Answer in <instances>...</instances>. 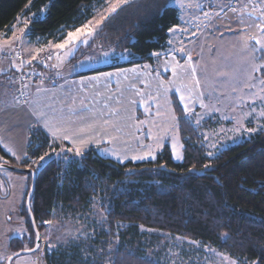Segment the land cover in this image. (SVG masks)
I'll list each match as a JSON object with an SVG mask.
<instances>
[{
  "label": "trees",
  "instance_id": "trees-1",
  "mask_svg": "<svg viewBox=\"0 0 264 264\" xmlns=\"http://www.w3.org/2000/svg\"><path fill=\"white\" fill-rule=\"evenodd\" d=\"M99 1L0 0V34L19 16H34L29 37L60 43L93 18L91 7ZM170 3L133 0L112 14L95 40L117 54L128 52L131 61L86 75L143 63L154 68V55L168 51L169 32L180 24L179 11ZM171 101L183 143L182 163L174 161L167 144L153 161L121 165L101 158L95 148L70 151L42 129L31 131L27 156L17 166L0 146L3 164L37 175L31 211L41 235L49 223L88 214L95 204L106 216L105 229L92 239L91 248L60 249L46 255V264H156L136 245L143 241L141 228L213 246L244 264H264V131L209 159L178 96L172 94ZM62 150L66 160L42 162ZM31 185L29 175L22 211L28 234L10 241L12 255L36 245L26 208ZM115 239L113 259L99 257L97 252Z\"/></svg>",
  "mask_w": 264,
  "mask_h": 264
},
{
  "label": "rangeland",
  "instance_id": "rangeland-1",
  "mask_svg": "<svg viewBox=\"0 0 264 264\" xmlns=\"http://www.w3.org/2000/svg\"><path fill=\"white\" fill-rule=\"evenodd\" d=\"M263 3L264 0L242 2L235 11L224 3L225 8L217 16L213 15L214 12L203 16L200 14V0H171L170 6L179 11L180 24L169 32L168 44L171 56H175L171 58L179 60L184 70L180 69L178 74L172 71V75L165 79L169 82V90L165 87V94L171 91L178 96L183 110L199 129L201 144L209 159H214L225 149L250 140L264 131V115L261 114L264 113V80L261 77L264 71V50L251 39L253 36L264 39V33L253 26L254 21L259 22L258 18L264 16V12L261 13L264 10ZM108 7L109 0H101L92 5L93 18L84 24L89 25L91 22V36H84L62 49L56 47V42L52 44L48 54L55 58V68L60 70L61 75L65 72V69L62 70L65 64L70 65V60L77 54L80 62L72 65L66 74L131 61L128 52L117 54L107 49L105 44L103 46V42L95 40L103 23L115 13L109 14L106 11ZM101 16L107 18L97 24ZM33 18L21 16L15 29L24 32L30 27ZM156 62L158 65L155 69L162 71L158 57ZM192 69H195L194 73ZM195 80L199 81L198 85ZM155 108L156 117L146 122L151 145L155 152H160L168 144L174 161L182 163L183 143L171 97L165 96ZM134 152L143 156L141 152L138 153V149ZM64 153L62 150L56 155L49 154L42 162L46 163L51 157L66 160ZM177 155L180 159H177ZM155 158L148 156L135 162H149ZM3 161L2 157L0 164ZM15 161L16 166L22 162ZM28 180L29 175L0 169V264H7L13 256L9 250L10 241L28 234L26 220L22 216ZM105 220L106 216L100 206L95 204L88 214L49 223L42 233L39 251L21 256L12 264H46V255L60 249L82 247L86 252L93 246L92 239L96 234L105 229ZM140 234L143 235V241L136 245L141 244L156 264H244L201 242L144 228L140 229ZM118 243L115 239L110 246H103L97 255L112 260Z\"/></svg>",
  "mask_w": 264,
  "mask_h": 264
},
{
  "label": "crops",
  "instance_id": "crops-1",
  "mask_svg": "<svg viewBox=\"0 0 264 264\" xmlns=\"http://www.w3.org/2000/svg\"><path fill=\"white\" fill-rule=\"evenodd\" d=\"M247 1L241 0V3ZM223 8V0H218L213 15L217 16ZM20 17L0 34V55L7 54L18 45L26 62L45 59L50 75L59 81L57 85H31L28 104L19 105L12 81L17 63L0 61V146L3 151L14 160L25 159L31 143V131L42 129L52 141L67 144L70 151L79 154L95 148L101 158L121 165L139 160L135 158L139 157L134 152L136 149L145 157L156 156L158 152L151 145L146 122L156 117L155 106L173 93L167 91L165 94V87L169 86L165 76L168 78L172 71L178 74L180 69L184 70L179 60L171 58L175 56H171L170 46L168 51L155 54L162 71L155 69L157 62L154 68L143 63L86 75L125 64L117 63L66 74L72 65L80 62L79 58L73 62L74 56L70 65L66 63L62 68L65 72L61 75L55 68V58L48 54L55 42L31 39L30 27L24 32L15 29Z\"/></svg>",
  "mask_w": 264,
  "mask_h": 264
},
{
  "label": "built area",
  "instance_id": "built-area-1",
  "mask_svg": "<svg viewBox=\"0 0 264 264\" xmlns=\"http://www.w3.org/2000/svg\"><path fill=\"white\" fill-rule=\"evenodd\" d=\"M230 9H236L240 6L241 0H223ZM258 0H251L252 3ZM218 0H200V14L209 15L214 11ZM15 61L17 68L12 76V81L16 88V101L19 105H26L30 100L29 87L33 84L50 83L57 85L59 79L49 73L50 67L45 59L36 62H26L23 51L16 45L7 54L0 55V61Z\"/></svg>",
  "mask_w": 264,
  "mask_h": 264
},
{
  "label": "snow or ice",
  "instance_id": "snow-or-ice-1",
  "mask_svg": "<svg viewBox=\"0 0 264 264\" xmlns=\"http://www.w3.org/2000/svg\"><path fill=\"white\" fill-rule=\"evenodd\" d=\"M127 2H128V0H109V7L106 9V11L109 14L114 13L117 11V9L120 6H122V4L127 3ZM233 11H235V9H233ZM106 18L107 17H105V16H101V19L99 21H97V24L102 23L103 19H106ZM258 19H259V22L254 21L253 26L258 28L261 33H264V16H262L261 18H258ZM241 23H243V21H241ZM90 25H91V22L89 23V25H84L82 28L77 29L75 32L68 33V36L65 39L64 43L58 44V45H56V47L62 49L65 47V45L74 43L75 41L81 39L84 36H91L93 34V27ZM251 39L254 40L257 45H259L261 50H264V39H257L255 36L251 37ZM49 58H51V57H49ZM190 59H191V57H189V60ZM192 71L194 73L195 69H192ZM195 83L198 85L199 81L195 80ZM182 99H184V98L182 97ZM261 114L264 115V113H261ZM53 135H56L55 131H53ZM64 138L65 139L68 138L66 134H65ZM77 151L79 152V150H77ZM135 158L145 159L146 157L145 156H139V157H135ZM0 159H2V157H0ZM177 159H180L179 155H177Z\"/></svg>",
  "mask_w": 264,
  "mask_h": 264
},
{
  "label": "water",
  "instance_id": "water-1",
  "mask_svg": "<svg viewBox=\"0 0 264 264\" xmlns=\"http://www.w3.org/2000/svg\"><path fill=\"white\" fill-rule=\"evenodd\" d=\"M0 169L11 170V171H13L15 173L26 174V175H30L32 177V185H31L29 194L27 196L26 208H27V211L29 213V217H30V220H31V224H32L33 230H34V232L36 234V245L31 250L20 251V252L14 254L13 256H11V258L8 260L7 264H12L13 261H15L17 258H19L21 256H27V255H32V254L37 253L39 251L40 247H41L42 235H41V233L39 232V230L37 228L36 222L34 220V217H33L32 211H31V203H32V199H33V196H34L35 185H36V176L37 175L31 169H21V168H17V167L11 166V165H7V164H0Z\"/></svg>",
  "mask_w": 264,
  "mask_h": 264
}]
</instances>
